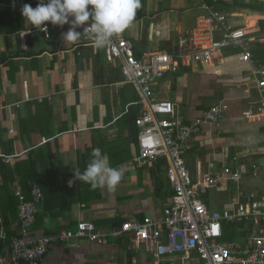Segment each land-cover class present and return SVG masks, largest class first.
I'll return each instance as SVG.
<instances>
[{
  "label": "crops",
  "instance_id": "crops-1",
  "mask_svg": "<svg viewBox=\"0 0 264 264\" xmlns=\"http://www.w3.org/2000/svg\"><path fill=\"white\" fill-rule=\"evenodd\" d=\"M201 1L211 5V0H141L130 27L120 35L133 45L136 56L152 51L172 54L178 39L204 13ZM236 2L264 5V0H218L213 6L228 14L231 28L245 29L246 38L257 39L264 34V8L256 4L257 10L240 11ZM24 4L35 8L37 0H0V165L5 168L0 173V254L9 253L10 239L2 241L7 230L4 223L14 217L7 203L14 194L5 197L6 190L27 191L29 184L36 183L43 196L38 211L42 220L31 232L37 238L57 237L74 230L79 222H91L100 233L108 234L129 219L160 220L172 197L167 163L160 159L138 166L135 161L137 129L132 119L140 111L135 87L121 85L119 62H106L103 48L91 44L86 25L76 29L81 32L79 40L69 42L63 39L68 24L45 22V37L40 29L26 24L21 13ZM246 47L254 62L264 64V42H250ZM243 53L240 47L216 52L208 65L193 64L166 74L154 90L156 98L176 105L185 122L219 102L228 106L214 126L204 124L191 137L184 155L193 180L225 167L242 174L237 184L221 180L200 195L210 210L227 209L250 193L264 198V117L256 122L244 120V112L264 104V92L253 88L248 64L239 60ZM95 148L106 155L109 166L126 169L115 188L93 189L75 180L76 169L84 171ZM219 193L222 197L216 200ZM9 222L7 232L15 231V223ZM169 261L166 258L161 264ZM41 264L154 263L142 246L123 236L108 237L104 245L85 239L54 240Z\"/></svg>",
  "mask_w": 264,
  "mask_h": 264
},
{
  "label": "built area",
  "instance_id": "built-area-1",
  "mask_svg": "<svg viewBox=\"0 0 264 264\" xmlns=\"http://www.w3.org/2000/svg\"><path fill=\"white\" fill-rule=\"evenodd\" d=\"M203 11L197 16L195 26L178 39L172 54L152 51L136 56L133 45L120 34L103 47L106 62H119L121 85H132L139 96L136 105L140 106V111L134 120L138 145L136 163L150 166L160 159L167 163L166 178L173 195L160 220L129 219L108 234L100 233L90 222H79L75 231L62 232L54 238H37L31 236L28 229L35 221L42 195L36 183L29 184L31 201L25 200L20 188L14 192L18 199L20 229L10 239L9 253L0 254V264H41L54 240L65 243L85 239L104 245L108 237L123 236L142 246L154 264H161L166 258L171 264H264V198L250 193L242 200L233 201L227 209L210 210L200 195L216 188L221 180L237 184L242 174L225 167L220 173L208 170L193 180L184 161L191 137L204 124L214 126L228 106L219 102L192 122L185 123L173 102L156 98L154 94L158 81L166 74L177 73L180 68L193 64L208 65L216 52L239 47L244 50L239 60L248 64L253 88L264 92V64L254 62L246 47L250 42H264V34L257 39L246 38L245 29L228 25L227 13L211 5H205ZM85 31L90 33V28L86 27ZM41 32L47 37L48 27L46 32ZM263 117L264 104L244 112L246 122H256ZM231 236L238 240H228Z\"/></svg>",
  "mask_w": 264,
  "mask_h": 264
},
{
  "label": "clouds",
  "instance_id": "clouds-1",
  "mask_svg": "<svg viewBox=\"0 0 264 264\" xmlns=\"http://www.w3.org/2000/svg\"><path fill=\"white\" fill-rule=\"evenodd\" d=\"M140 7L141 0H37L35 8L24 4L21 13L26 24L44 32L47 31L45 22L59 26L68 24L69 29L63 34V39L69 42L79 40L81 32L76 29L86 25L84 28H90L95 47L100 49L130 27ZM91 156L83 172L76 169L73 174L75 180L88 183L93 189L115 188L126 169L109 166L106 155L99 148L93 149ZM72 183L69 181L70 186Z\"/></svg>",
  "mask_w": 264,
  "mask_h": 264
},
{
  "label": "trees",
  "instance_id": "trees-1",
  "mask_svg": "<svg viewBox=\"0 0 264 264\" xmlns=\"http://www.w3.org/2000/svg\"><path fill=\"white\" fill-rule=\"evenodd\" d=\"M237 4V7L238 8H245V9H250V10H257L258 8H260L259 6H257L255 3H250V4H245V3H241V2H236ZM209 4H211V6H214V4H213V1L211 0L210 2H209ZM262 28L264 29V21L262 22ZM135 118H136V116H134L133 117V119H132V125L134 126V128H135V124H134V120H135ZM185 122V121H184ZM185 123H189V122H185ZM137 129V128H136ZM135 134V133H134ZM135 135H136V137H135ZM134 135V141L136 142V144H137V132H136V134ZM156 162V161H155ZM155 162H153V163H155ZM152 163V164H153ZM1 166V168H0V173L1 174H3V169H5L2 165H0ZM147 166V165H146ZM33 180H36L35 178L33 179ZM29 188V187H28ZM40 190H41V188H40ZM6 196L5 197H11V195L13 196V194H14V192L13 193H10V192H7V190H6ZM21 194L23 195V197L25 198V200L26 201H31L32 200V196H31V191H30V188L29 189H27V191L25 190V188L23 189H21ZM41 195H42V192H41ZM171 195H173V192L171 191ZM42 201H43V196H42V199H41V201H40V203L39 204H37V214H36V217H35V221H34V223L32 224V225H30V227H29V229H28V231L31 233V232H33V229H37V225H38V223L42 220L41 219V216L39 215V213H38V211H39V208H40V205H41V203H42ZM7 203H9V208H8V212H9V214H12L14 217H11V219L10 220H8V222L9 223H15L14 225H15V231H16V229H20V222L18 221V217H17V206H18V199L16 198V197H14L13 196V198H11V200L10 201H8ZM0 209L1 210H3L2 208H1V206H0ZM8 222H6V220H5V223H4V225H5V227H6V231L4 232V237H3V239H2V241H5V242H7L8 241V239H11L12 237H14V235H15V231H12V232H7L8 230H10L8 227ZM91 223V222H90ZM93 224V223H92ZM94 225V224H93ZM77 226L78 225H76V227H75V229L77 228ZM95 226V225H94ZM95 228H96V226H95ZM74 229V230H75ZM97 229V228H96ZM70 231H73V230H70ZM11 237V238H10ZM236 238V240H238V237H235V236H231L229 239H231L232 241H234V239ZM50 244H52V242L50 243ZM48 251V250H47ZM47 251H46V253H47ZM46 253H45V255H46ZM45 255L43 256V258H42V260L44 259V257H45ZM42 260H41V262L40 263H42Z\"/></svg>",
  "mask_w": 264,
  "mask_h": 264
},
{
  "label": "rangeland",
  "instance_id": "rangeland-1",
  "mask_svg": "<svg viewBox=\"0 0 264 264\" xmlns=\"http://www.w3.org/2000/svg\"><path fill=\"white\" fill-rule=\"evenodd\" d=\"M249 1H252V0H248V2H249ZM258 1H259V0H258ZM201 3H202V4H201V5H202V8H204V6L207 5V4L204 3L203 1H201ZM255 4H257V3H255ZM262 4H263V3H259V4H257V5L262 6V8H264V5H262ZM237 9L240 10V11H245V10H247V9H245V8H237ZM220 197H222V194H220V193L217 194V195H216V200L219 199ZM37 228H38V227H37Z\"/></svg>",
  "mask_w": 264,
  "mask_h": 264
},
{
  "label": "water",
  "instance_id": "water-1",
  "mask_svg": "<svg viewBox=\"0 0 264 264\" xmlns=\"http://www.w3.org/2000/svg\"><path fill=\"white\" fill-rule=\"evenodd\" d=\"M90 33L87 32V35H89ZM127 133L129 136V139L131 142H133V136H132V128H131V124L127 123Z\"/></svg>",
  "mask_w": 264,
  "mask_h": 264
}]
</instances>
